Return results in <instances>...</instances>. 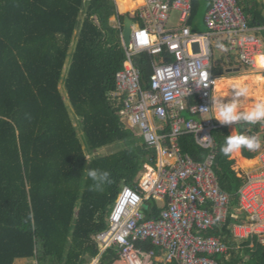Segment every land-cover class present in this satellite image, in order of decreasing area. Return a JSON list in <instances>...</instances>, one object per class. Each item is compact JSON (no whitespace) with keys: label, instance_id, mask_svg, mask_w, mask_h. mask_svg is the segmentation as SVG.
<instances>
[{"label":"trees","instance_id":"trees-1","mask_svg":"<svg viewBox=\"0 0 264 264\" xmlns=\"http://www.w3.org/2000/svg\"><path fill=\"white\" fill-rule=\"evenodd\" d=\"M135 1L116 0L122 13L137 9L141 2ZM238 2L250 26L262 28L264 37L263 2ZM192 4L191 30L205 32L210 2L192 0ZM116 15L121 29L110 23ZM127 17L136 22L130 15H119L114 0H0V264L118 260L114 248L101 254L96 237L108 229L122 188H136L148 156L155 155L122 123L121 105L114 98L116 77L126 59L122 33ZM140 64L143 87L148 89L152 68L146 55ZM226 65L217 62L216 77L225 74ZM234 128L240 133L241 127L235 125L229 128L230 135ZM213 134L219 185L236 205L244 179L235 175L234 162L220 151L229 136L226 125ZM119 144L117 152L98 154ZM180 146L195 160L203 159L192 136L182 137ZM246 156L254 157L249 152ZM88 169L109 172L110 183L102 191L90 190ZM149 204V217H159L162 208L154 200ZM237 222L241 219L231 217L222 232L214 233L238 247L219 262L264 264L263 245L250 248V241L233 240L230 228ZM137 246L145 252L154 249L150 242Z\"/></svg>","mask_w":264,"mask_h":264},{"label":"built area","instance_id":"built-area-1","mask_svg":"<svg viewBox=\"0 0 264 264\" xmlns=\"http://www.w3.org/2000/svg\"><path fill=\"white\" fill-rule=\"evenodd\" d=\"M209 2L202 33L190 27L192 0H143L127 13L136 22L128 46L122 33L126 59L116 77L114 98L121 105L122 123L155 155L148 156L136 188H122L108 229L96 237L101 252L114 248L122 264H221L220 258L238 248L214 234L222 232L231 217L241 219L230 228L236 243L264 246V121L245 130L258 136L261 148L247 150L258 159L255 168L233 170L244 179L238 204L233 205L215 171L218 145L213 133L222 125L211 109L217 62L234 58L245 68H255L264 46L262 28L250 26L238 0ZM174 13L178 23L168 28ZM114 27L121 29L117 16ZM142 55L152 68L148 89L143 87ZM184 136L193 137L204 152L202 160L182 151ZM152 200L163 204L159 217L147 214L152 213ZM147 242L154 249L145 252L137 246Z\"/></svg>","mask_w":264,"mask_h":264},{"label":"clouds","instance_id":"clouds-1","mask_svg":"<svg viewBox=\"0 0 264 264\" xmlns=\"http://www.w3.org/2000/svg\"><path fill=\"white\" fill-rule=\"evenodd\" d=\"M256 62L264 64V54L257 56ZM237 90L234 93L232 102L224 103L222 100H213L211 108L214 114V119L220 122L221 125H236L240 122L248 124H256L264 121V102H257L254 107L247 111L238 110V97H243L248 94L247 86H234ZM261 148V140L258 136H249L243 133L237 134L235 131L225 137L223 144L220 147L221 153L230 157L233 153L239 152L242 149L249 151H257ZM87 176L92 181L90 190L102 191L106 183H110V173L100 169H88Z\"/></svg>","mask_w":264,"mask_h":264},{"label":"rangeland","instance_id":"rangeland-1","mask_svg":"<svg viewBox=\"0 0 264 264\" xmlns=\"http://www.w3.org/2000/svg\"><path fill=\"white\" fill-rule=\"evenodd\" d=\"M134 1V0H133ZM134 11H136V9L134 10ZM133 11V12H134ZM120 14H122V12H120ZM112 20H113V17H112ZM83 21V17H81V22ZM112 23H114L113 21H112ZM178 23V17H177V14L176 13H174L173 15H172V17H171V19H170V21H169V23H168V28H171V27H175L176 26V24ZM77 39H78V31H77V33H76V35H75V38H74V41H73V45H72V47H71V51H70V54H71V56H70V58H69V60H68V62H67V65H66V69H65V74L67 75V72H68V68H69V66H70V64H71V60H72V54L74 53V51H75V47H76V41H77ZM221 55V53L219 52V51H217V53H216V56L217 57H219ZM259 66H261L260 64H257L256 65V69L259 67ZM226 67H228L227 69H226V72H228L229 70V72L228 73H226L225 74V76L224 77H222L221 78V80H229V83H231V82H234V84H231V86L230 87H226V89H224L223 91H220V92H218V94H225V95H231V94H234L235 93V91L236 90H234V86L236 85V84H238L237 82L241 79V78H245V77H248V79H247V81H242L241 82V84H242V86H247V87H249L250 89H251V92H253V93H257L258 92V90L260 89V88H263L264 87V83H261L260 81H259V78H264V75H263V73L260 71V70H249V69H246L245 67H243V66H241L240 64H238L236 61H234V60H232L231 61V63L230 64H227L226 65ZM236 69H241V71L240 72H237L236 71ZM251 74V75H250ZM256 74V75H255ZM245 75V76H244ZM261 84V85H260ZM232 88V89H231ZM62 89H63V93H64V97H65V99H66V102L68 103V105H69V102H68V98H67V93H66V91H65V89L63 88V86H62ZM221 98H223V96L221 97ZM250 101H247V102H249V103H251V102H254V100L253 99H249ZM223 102L224 103H229V102H231V100L230 99H226V100H223ZM70 106V105H69ZM72 115V117L74 116L73 114H71ZM76 123H77V121H76ZM229 129L230 128V125L228 126H226V129ZM236 131H237V133H238V128H234ZM136 133H139V131L138 130H136ZM83 132L82 131H80V136H81V139L82 140H84V137H83ZM137 138H139V140H140V138L141 137H139V136H137V135H135ZM142 139V138H141ZM121 148V145L119 144V145H114V146H112V147H109V148H105V149H102V150H100V151H98V154L100 155V156H107V155H109V154H111V153H114V152H117L119 149ZM255 161L256 160H254V161H251L252 163L250 164V165H252V164H254L255 163ZM244 167V166H243ZM245 167H246V165H245ZM18 264H26L25 262H19Z\"/></svg>","mask_w":264,"mask_h":264},{"label":"crops","instance_id":"crops-1","mask_svg":"<svg viewBox=\"0 0 264 264\" xmlns=\"http://www.w3.org/2000/svg\"><path fill=\"white\" fill-rule=\"evenodd\" d=\"M135 1V0H134ZM262 2H263V4H264V0H261ZM136 2V1H135ZM115 3H116V5H117V10H118V12L120 13V11H119V9H118V4H117V2H116V0H115ZM143 3V2H142ZM140 6V5H139ZM138 6V7H139ZM131 12H133V11H131ZM128 12H126V13H122V14H120V15H130V16H132L131 14H127ZM117 16V15H116ZM116 16H113V20H112V18H111V20H110V23H111V25L114 27L115 25H116ZM133 17V16H132ZM112 21L114 22V23H112ZM205 25V24H204ZM200 33V32H199ZM202 33V32H201ZM262 36V35H261ZM262 39H263V42H264V37L262 36ZM262 54H264V46H263V48H262V50H261V52H260V54L259 55H262ZM258 55V56H259ZM232 60H234V61H236L234 58H231V61ZM225 62L224 63H226V64H230L231 63V61H230V63H228V62H226V60H224ZM259 64V63H258ZM228 67H226V69H227ZM257 70L256 69V67L255 68H249V70ZM253 70V71H254ZM241 71V69L239 70V71H237V72H240ZM262 73H263V75H264V70H260ZM226 73H228V72H226V70H225V74ZM225 74L223 75V76H217L216 77V83L219 81V80H221V78L222 77H224L225 76ZM229 84V80L227 81V85ZM221 89H222V87H219L218 88V86L216 85V87H215V94H214V100H218V98H221L223 95H225V94H218V92H220L221 91ZM263 89V91H264V87L262 88ZM217 90H219L218 92H217ZM253 93V92H252ZM255 94V93H254ZM221 100V99H220ZM254 100V99H253ZM219 101V100H218ZM223 101V100H222ZM247 101H250V100H247ZM246 101V102H247ZM254 102H255V100H254ZM254 102H251V103H254ZM249 103V102H248ZM251 103H249V104H251ZM242 106H243V103H241L240 104V107L242 108ZM240 111H244V110H240ZM237 126H239V127H241V131H240V133H245V130H246V128H247V125L244 123V122H240V123H238V124H236ZM227 126V125H226ZM229 126V125H228ZM232 126H235V125H230V127H232ZM227 131H228V135H230V131H229V129L227 128ZM236 132L237 133V131L235 130V129H233V130H231V134L233 133V132ZM239 133V134H240ZM238 134V133H237ZM246 152H247V150L246 149H242L241 151H239V152H236V153H233L231 156H230V160H232L233 162H234V165H233V170H235V169H237L240 173H244V172H246V171H248V169H250L254 164H252V165H250V164H247L248 162H251V161H254V160H256V161H258V159H256V158H254V157H252V158H249V157H247L246 156ZM250 153V152H249ZM245 165H246V167H245ZM244 166V167H243ZM157 204H158V206H159V208H162V206H163V204L161 203V202H157ZM101 254H102V252H101ZM97 261H98V259H96V260H94V262L92 263V264H97ZM114 264H122L121 262H120V260H119V258H118V260L114 263ZM158 264H164V263H158Z\"/></svg>","mask_w":264,"mask_h":264},{"label":"bare ground","instance_id":"bare-ground-1","mask_svg":"<svg viewBox=\"0 0 264 264\" xmlns=\"http://www.w3.org/2000/svg\"><path fill=\"white\" fill-rule=\"evenodd\" d=\"M140 2H141V4H142V2H143V0H140ZM258 63L256 62V65H257ZM261 66H259L257 69L258 70H264V64H260ZM251 75V74H250ZM256 75V74H255ZM245 76V75H244ZM247 79H248V77H245V78H241L237 83L238 84H236V85H239V86H242V84L244 83H242L241 84V82L242 81H247ZM227 81L228 80H219L217 83H216V85L218 86V88L219 87H222V89H221V91H223L224 89H226V87H230L231 86V84H234V82H231V83H229L228 85H227ZM259 81L261 82V83H264V78H259ZM261 85V84H260ZM232 87V86H231ZM232 89V88H231ZM234 90H237L236 88H234ZM219 90H217V92H218ZM233 97H234V94H231V95H223V98H218V100H226V99H230L231 100V102H232V100H233ZM249 99H254L255 100V102L254 103H251V104H249L248 102H246L247 100H249ZM237 100H238V110H244V111H247V110H249V109H251L252 107H254L255 106V104L257 103V102H264V91H263V89L262 88H260L259 90H258V92L257 93H252L251 92V89L248 87V94L246 95V96H243V97H238L237 98ZM241 103H243V106H242V108L240 107V104ZM252 162H248L247 164H251ZM257 166V161H255V163H254V165L250 168V170H248V171H246V172H249V171H251L253 168H255ZM245 173V172H244Z\"/></svg>","mask_w":264,"mask_h":264},{"label":"water","instance_id":"water-1","mask_svg":"<svg viewBox=\"0 0 264 264\" xmlns=\"http://www.w3.org/2000/svg\"><path fill=\"white\" fill-rule=\"evenodd\" d=\"M131 25H132V20L129 17H127L125 19V23H124V27H123V38H124L125 44L127 46L131 42V33H132ZM140 58H141L140 56H137V60H139ZM137 65L139 66V63L138 62H137ZM239 70L240 69H236V71H239Z\"/></svg>","mask_w":264,"mask_h":264}]
</instances>
